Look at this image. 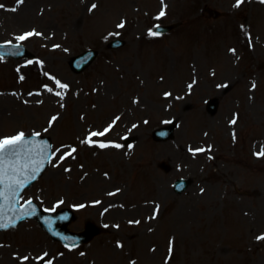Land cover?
I'll return each instance as SVG.
<instances>
[{
    "label": "rangeland",
    "instance_id": "1",
    "mask_svg": "<svg viewBox=\"0 0 264 264\" xmlns=\"http://www.w3.org/2000/svg\"><path fill=\"white\" fill-rule=\"evenodd\" d=\"M235 3L0 0V42H21L37 54L0 58V139L38 132L52 137L57 156L65 146L76 149L54 160L24 201L57 210L83 202L71 229L89 220L103 228L91 243L67 248L25 221L0 233V264H264V240L257 239L264 235V3ZM172 23L180 26L149 35ZM32 31L41 35L17 39ZM117 38L126 46L110 50ZM87 49L99 55L75 74L70 62ZM210 98L221 100L214 117L205 111ZM135 99L140 111L129 112L127 125L139 134L132 143H120L130 133L121 122L82 143ZM173 117L175 138L154 142L152 131ZM182 177L195 183L179 196L172 186Z\"/></svg>",
    "mask_w": 264,
    "mask_h": 264
},
{
    "label": "snow or ice",
    "instance_id": "2",
    "mask_svg": "<svg viewBox=\"0 0 264 264\" xmlns=\"http://www.w3.org/2000/svg\"><path fill=\"white\" fill-rule=\"evenodd\" d=\"M244 0H236V3L234 7H239ZM18 3H23V0H18ZM163 3V0H162ZM261 3H264V0H261ZM4 7L3 5H0V8ZM96 7L95 4H92L90 7V11ZM166 7V6H164ZM12 11H15L16 9H11ZM165 14L164 8L162 7L159 16H163ZM159 16L157 18H159ZM124 26L123 21L117 25L118 28H122ZM157 32H149V35L155 36L158 35ZM33 35H41L40 33H37L35 31L24 33L17 37L18 40H25L30 36ZM55 47V46H54ZM234 51V50H232ZM20 79H23L21 76ZM53 79H55L53 77ZM55 84L60 89H67V84H62L59 80H55ZM191 84L188 86L191 88ZM49 92H52V88H48ZM56 96H62V93L60 91H56L54 93ZM170 95V94H166ZM57 118L55 116L50 118L49 124L53 121H55ZM118 119V118H117ZM235 119L231 121V123H235ZM111 125L109 127L105 128L103 131L100 132H90L88 136L82 141V143L86 144H92L94 141L92 140V137L96 136H103L106 134V132L109 131ZM34 136L38 137L40 136V133L36 132L33 134ZM99 147L106 148L109 147L108 143H99ZM116 148H120L121 145L114 144L112 145ZM69 147V151L66 154H63L61 156V159H64L66 156H72V154L76 151L74 147L71 146H65ZM35 149V155H33V151ZM50 151L49 146L44 143H40L38 145H34L32 140L26 139L24 132H19L11 137H5L3 139H0V221L3 219V213L2 209L4 206V202H12L14 204H19L18 197L20 196V193L23 191V189L32 181L37 178L39 175V172L43 169V165L45 161L51 162L52 156L55 155V153L52 154V156L48 155V152ZM195 151H203V149H196ZM258 155H264V151L259 153ZM21 160L24 162L21 163ZM66 171L68 169H65ZM111 195V193H110ZM30 209V210H29ZM11 211L15 212L16 209H10ZM35 208L32 205L31 199L25 202L23 206H21V210L19 214L15 215L13 217H9L11 220V224L8 222H0V228H8L10 226L15 225V220L22 219L26 216L35 215ZM138 223V221H137ZM258 240H264V235H260L257 237ZM118 246H120L118 244ZM65 247H68V245H65ZM44 256H47V253H45L43 256L38 257V259L43 260ZM24 260H27L28 257H24ZM48 264H51L49 261Z\"/></svg>",
    "mask_w": 264,
    "mask_h": 264
},
{
    "label": "water",
    "instance_id": "3",
    "mask_svg": "<svg viewBox=\"0 0 264 264\" xmlns=\"http://www.w3.org/2000/svg\"><path fill=\"white\" fill-rule=\"evenodd\" d=\"M1 50H5V48L0 47ZM81 60H85V57H83ZM92 61V57H89L87 60V63L84 64L83 67H86L90 62ZM81 67L78 69L80 70ZM17 205V204H15ZM33 205V204H32ZM30 210V209H29ZM36 214L35 215H30L26 216L28 218H37L40 220L41 224L43 227L56 239H61L65 243L70 244L71 241H77V239L74 236L69 235V233L65 230V227L60 228L58 225L61 222L66 223V218L62 217L61 215L58 214H47L43 211H41L39 208L36 207L35 209ZM85 238H78V240H84Z\"/></svg>",
    "mask_w": 264,
    "mask_h": 264
}]
</instances>
